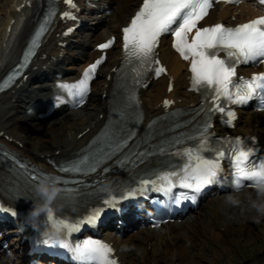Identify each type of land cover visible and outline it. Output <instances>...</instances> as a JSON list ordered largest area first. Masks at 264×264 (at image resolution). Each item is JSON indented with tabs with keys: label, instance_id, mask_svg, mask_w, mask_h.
I'll return each mask as SVG.
<instances>
[{
	"label": "snow or ice",
	"instance_id": "snow-or-ice-1",
	"mask_svg": "<svg viewBox=\"0 0 264 264\" xmlns=\"http://www.w3.org/2000/svg\"><path fill=\"white\" fill-rule=\"evenodd\" d=\"M65 2L71 8H76L74 0H65ZM230 2H239V0H230ZM260 3L264 4V0H260ZM212 4L213 0H143L142 6L132 18L131 23L123 29L124 63L128 65L135 62L133 83L141 84L142 77L152 69V65H159V61L154 57L160 37L170 33L174 37V48L184 60L191 61L193 88L204 89L211 93L212 106L209 107L208 112L224 114L225 122L232 124L235 113L222 106V100L225 104L236 105H245L254 98L264 102V73L254 74L250 79L242 77L239 80L236 79V68L240 64L264 63V16L236 27H228L220 23L209 27H197L198 23L208 15ZM53 16L54 10L48 13L36 32L32 40L33 47L38 45L39 39L46 31V25L50 24ZM62 18L75 19V16L70 11H65ZM193 29H195V35L189 41V34L193 32ZM113 43L114 38L99 45V48L108 49ZM220 53L225 55L221 57ZM32 54L30 49L25 56V61ZM104 59L105 57L101 56L92 63L78 81L60 83L58 88L64 90L72 101L82 104L90 91V82ZM24 66L22 64L20 67ZM165 71L166 69L162 66L155 68L157 76ZM130 99L134 102L138 100L135 95ZM57 100L61 98L57 97ZM61 102L65 101L61 100ZM169 103L171 102L165 101L166 105ZM210 127V123H205L200 133L198 146L172 153L174 156L182 157V163L179 166L170 165V170L156 174V179L141 180L138 189L127 192L122 198H134L138 191L143 193L151 185L154 190L165 193H171L174 188H181L185 191L177 194L176 202L181 203L184 200L194 202L197 194L202 190L218 183L220 161L225 158V152L217 150L214 158H206L203 154L207 150V130ZM230 143L234 145L231 150L233 187L239 189L245 181L250 182L254 187L264 181V161H252L250 158L253 152L243 147L241 138H236ZM122 146V144L116 145L111 154ZM99 163L100 161L97 160L96 164L89 165V157L85 156L81 161L73 162L61 171L75 173L95 171ZM81 165L86 167L82 168ZM33 179L40 180V177H33ZM54 182L67 184L71 181H62V178L55 177ZM63 191L71 190L65 188ZM104 203L115 206L118 201L115 196H111ZM12 214L15 215V212ZM100 214V210H96L88 217L73 222L55 218L49 208L47 219L53 232L46 234L47 238L42 242L49 247H59L69 251L78 264H119L112 247L102 241L88 238L81 243L73 244L68 239L72 233L78 232L84 223L94 225ZM61 232L64 233L63 237Z\"/></svg>",
	"mask_w": 264,
	"mask_h": 264
},
{
	"label": "bare ground",
	"instance_id": "bare-ground-1",
	"mask_svg": "<svg viewBox=\"0 0 264 264\" xmlns=\"http://www.w3.org/2000/svg\"><path fill=\"white\" fill-rule=\"evenodd\" d=\"M13 1L0 0V77L19 56L31 30L30 25L21 28V24H15L8 35L6 28L13 12ZM138 2L139 0H122L116 6L114 21L122 24ZM245 15L243 13L238 17L244 19ZM227 18L229 16L226 9L218 8L211 13L207 22ZM101 39H103L101 35L94 38L97 41ZM48 46L49 43L46 47ZM160 51L161 57L175 77V97H181L187 102L198 100V96L186 91L187 74L182 72L185 64L169 45H163ZM119 58L120 52L114 51L112 59L107 64V72L118 63ZM108 83L106 79H102L96 83V87L101 92L108 89L106 88ZM166 89L167 79L161 78L143 93L145 106L154 107L165 96ZM27 90L28 88H20L17 91L0 94V141L34 165L52 169L47 159L51 158L58 163L60 159L73 157L99 127L102 121L98 119L100 113L107 112L101 96L93 94L85 108L59 115L50 121L34 123L23 110L24 99L28 96ZM241 119L242 126L238 128V132L257 130L264 140V115L260 116L259 125L255 123L251 113H242ZM88 128L90 131L82 138H78V133ZM7 136L11 137L12 141L7 140ZM249 194L253 196L252 192ZM249 194L240 193L242 197ZM226 196L213 198L205 206L206 212L192 223V227L190 222H187L175 229L170 225L162 230L133 234L127 240H115L121 258L125 264H245L236 258L233 253L234 246L262 247L264 218H261L259 223L254 222L251 218L253 214L241 212L240 209L227 205ZM238 235L242 236V242L239 241ZM224 250L231 251V254L227 253L229 255L227 260L222 259L221 251ZM11 253L14 254L13 251ZM0 264H10L5 254H0Z\"/></svg>",
	"mask_w": 264,
	"mask_h": 264
},
{
	"label": "clouds",
	"instance_id": "clouds-1",
	"mask_svg": "<svg viewBox=\"0 0 264 264\" xmlns=\"http://www.w3.org/2000/svg\"><path fill=\"white\" fill-rule=\"evenodd\" d=\"M255 197L252 195L241 196L229 194L225 198V203L232 208H238L241 212L251 213L252 220L259 223L264 218V181L254 186ZM36 192L41 198V202L34 205L30 210L29 216L33 220H38L42 213L47 212L52 203L62 192L61 187L51 178L45 177L36 186Z\"/></svg>",
	"mask_w": 264,
	"mask_h": 264
},
{
	"label": "rangeland",
	"instance_id": "rangeland-1",
	"mask_svg": "<svg viewBox=\"0 0 264 264\" xmlns=\"http://www.w3.org/2000/svg\"><path fill=\"white\" fill-rule=\"evenodd\" d=\"M239 241L242 242V236H237ZM262 247L259 245H248L247 247H238L234 246V254L240 262H245V264H264V238H262ZM209 252V251H208ZM222 259L227 260L229 258L228 254H231V251H221ZM228 253V254H227Z\"/></svg>",
	"mask_w": 264,
	"mask_h": 264
}]
</instances>
